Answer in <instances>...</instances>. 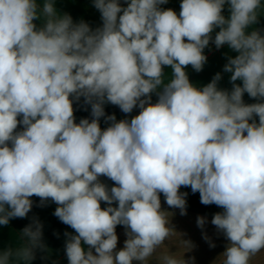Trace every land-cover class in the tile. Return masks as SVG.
Wrapping results in <instances>:
<instances>
[{"label": "clouds", "instance_id": "clouds-1", "mask_svg": "<svg viewBox=\"0 0 264 264\" xmlns=\"http://www.w3.org/2000/svg\"><path fill=\"white\" fill-rule=\"evenodd\" d=\"M124 2L93 0L103 22L93 30L54 0H0V225L26 218L31 197L51 199L76 233H65L68 264H149L175 232L160 194L185 215L180 189L190 187L202 204L223 209L211 219L229 242L222 264H250L264 249L262 0H182L179 16L159 7L168 0ZM210 41L238 53L224 66L230 92L218 88L220 73L197 88L185 71L203 69ZM245 93L260 102L245 104ZM81 97L92 119L77 124ZM105 103L140 112L130 122L107 116L101 130ZM118 225L127 238L117 251ZM42 227L36 219L25 226L18 245L0 250V264H31L45 247ZM156 260L194 264L174 254Z\"/></svg>", "mask_w": 264, "mask_h": 264}, {"label": "crops", "instance_id": "crops-1", "mask_svg": "<svg viewBox=\"0 0 264 264\" xmlns=\"http://www.w3.org/2000/svg\"><path fill=\"white\" fill-rule=\"evenodd\" d=\"M55 7L61 13L71 15L73 21L78 23L81 20L87 22L94 30L102 26V19L100 12L93 6V0H54ZM124 3V0H120ZM182 0H168L166 4L160 5L162 9H172L177 14L180 13V5ZM264 5V0H262ZM37 27L42 26L40 20L34 21ZM256 29L264 30V14L258 18V23L255 25ZM251 31V28L249 29ZM238 53L232 51L227 45L217 49L212 43V48L208 52L207 62L200 72H196L191 65L187 66L185 71L188 74L190 82L197 88H202L210 83L213 77L221 74V79L218 82V88L222 90H232V83L230 82L231 73L224 71V66L228 62V57L234 58ZM165 83L172 78L171 69L164 68ZM236 83L242 86V81ZM162 88L157 89L151 96H158ZM79 101L84 102L81 97ZM243 102L245 104H253L260 102L258 99L249 97L247 93L243 95ZM116 121L127 119L129 122L138 114H114ZM22 119V116L17 118ZM254 120L258 123V116H254ZM251 122V121H250ZM110 121H106V117L100 119L99 124L101 130L106 129L110 125ZM24 126L18 124L16 132L23 131ZM10 146V144H9ZM101 183L107 185L110 189L116 186L109 178L99 177ZM181 192L188 193L186 214L181 215L180 209L170 208L166 203L163 194H160L161 208L169 214L170 225L174 229V233L170 238L157 250V253L149 261V264H157L156 256L161 254H174L178 258H194V264H222L224 259L223 253L228 245L227 239L219 232L214 225L211 224L212 216L217 212H222L223 209L217 207L215 204L204 205L200 202L199 192L193 193L190 187H181ZM113 207H117L118 203L114 202ZM57 205L48 199L43 206L33 212H29L26 218H14L9 221V224L0 225V250L18 245L21 239L22 229L32 223L34 219L42 224V240L45 245L43 249L35 250V259L31 264H68L65 253V241L67 239L65 233L75 235V231L68 225L62 223L58 217L54 215ZM101 207H107L105 202H101ZM197 217H205L206 223L202 228L197 226ZM118 236L117 251L122 249L124 241L127 238L125 235V228L118 225L116 228ZM187 241L188 244L184 243ZM214 244L215 246H211ZM133 264H139L134 261ZM250 264H264V249L253 256Z\"/></svg>", "mask_w": 264, "mask_h": 264}, {"label": "trees", "instance_id": "trees-1", "mask_svg": "<svg viewBox=\"0 0 264 264\" xmlns=\"http://www.w3.org/2000/svg\"><path fill=\"white\" fill-rule=\"evenodd\" d=\"M121 5L123 7H126L127 4H124V3H121ZM122 14V13H121ZM179 16V14H177ZM223 15L227 18L230 13L228 11V5L226 4L225 5V8L223 10ZM219 29H214L213 33H212V37H213V40H214V37H215V34L216 32H218ZM210 43H212L210 41ZM209 43V44H210ZM205 50V49H204ZM71 99V97H70ZM158 100V96H151V101L152 103H156ZM73 107H74V116H75V122L78 124L80 122V120L82 118H87L91 121L92 119V116H91V106L88 105V104H85V102H82V101H75L73 102ZM104 111H105V116L104 117H101L100 119L102 118H105L107 116H110V115H113V114H125L123 113L120 108L116 105H112L111 103H105L104 105ZM140 112V109L139 107H135L131 113H128V114H139ZM32 201H33V207L31 209L30 212H33L39 208H41L43 206V204L45 203V201L42 203L40 198L39 197H36V196H33L30 198Z\"/></svg>", "mask_w": 264, "mask_h": 264}, {"label": "built area", "instance_id": "built-area-1", "mask_svg": "<svg viewBox=\"0 0 264 264\" xmlns=\"http://www.w3.org/2000/svg\"><path fill=\"white\" fill-rule=\"evenodd\" d=\"M212 48V43H210L204 50V54L206 55V57L208 56V52L211 50Z\"/></svg>", "mask_w": 264, "mask_h": 264}]
</instances>
